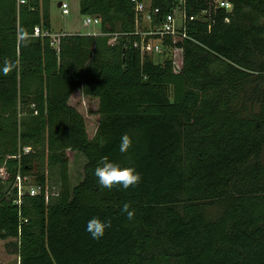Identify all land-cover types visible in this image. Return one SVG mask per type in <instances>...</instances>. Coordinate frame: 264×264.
<instances>
[{
  "label": "trees",
  "instance_id": "trees-1",
  "mask_svg": "<svg viewBox=\"0 0 264 264\" xmlns=\"http://www.w3.org/2000/svg\"><path fill=\"white\" fill-rule=\"evenodd\" d=\"M171 1L152 0L164 12ZM229 1L191 29L176 72L132 36L109 44L133 31L131 0H79L101 33H61L58 46L34 35L53 33L51 0H0V66L20 61L0 72V240L16 238L19 264H264V0ZM76 91L99 101L93 137ZM69 152L84 160L75 184ZM103 156L134 167L138 186L101 188ZM18 176L40 193L19 196ZM93 217L111 220L99 240Z\"/></svg>",
  "mask_w": 264,
  "mask_h": 264
},
{
  "label": "built area",
  "instance_id": "built-area-1",
  "mask_svg": "<svg viewBox=\"0 0 264 264\" xmlns=\"http://www.w3.org/2000/svg\"><path fill=\"white\" fill-rule=\"evenodd\" d=\"M199 1V0H197ZM203 5L198 7L197 13L189 14V0H172L169 4V10L164 12L160 7L153 6L152 0H131L135 18L134 29L127 33H111L109 44L114 45L120 35L133 37L132 45L136 48L142 58H150L157 63H164L168 58L172 61L174 71L178 72L183 66L184 43L187 40L197 42L189 35L194 25L210 24L214 21V15L218 10L224 9L229 12L233 4L229 0H200ZM19 3H25V0H19ZM59 8L62 13H70V6L67 0H61ZM84 26H100L101 19L98 16L84 15ZM200 31V30H197ZM91 33V34H100ZM49 34L52 37V44L58 46L60 34H53L35 27L34 35L41 36ZM29 151V148L26 149ZM8 174L4 167L0 168V177L7 178ZM27 177H17L19 196L24 192V181ZM40 186L29 187L32 195L40 193Z\"/></svg>",
  "mask_w": 264,
  "mask_h": 264
},
{
  "label": "rangeland",
  "instance_id": "rangeland-1",
  "mask_svg": "<svg viewBox=\"0 0 264 264\" xmlns=\"http://www.w3.org/2000/svg\"><path fill=\"white\" fill-rule=\"evenodd\" d=\"M61 0H52L51 4V20L53 34H61V31H68L72 33H82L91 30H100L99 26L92 25L90 27L84 26V15L80 12L79 0H67L70 6V13L65 15L58 7V2ZM70 103L77 108L85 117L87 130L90 137H93L100 121V115L97 113L99 107V101L96 98L85 96L79 91H76L71 99ZM71 161V175L72 181L75 184L81 178L84 160L81 155L74 152L68 153ZM35 179L27 178L25 180V186L37 185ZM16 238H8L6 240H0V264H19L20 258L18 252L15 250L14 243Z\"/></svg>",
  "mask_w": 264,
  "mask_h": 264
},
{
  "label": "clouds",
  "instance_id": "clouds-1",
  "mask_svg": "<svg viewBox=\"0 0 264 264\" xmlns=\"http://www.w3.org/2000/svg\"><path fill=\"white\" fill-rule=\"evenodd\" d=\"M23 44V41H20ZM20 61L5 59L3 65L0 66V72L4 75L19 69ZM132 146V139L128 134H123L121 137V143L119 150L121 153L127 152ZM94 175L98 180V184L101 188L112 189L117 186L123 189L130 187H136L140 183L142 177L141 174L136 171L134 167H122L120 164L115 163L109 159L108 156H103L98 161L97 167L94 170ZM123 213H126L128 220H133L135 217V211L130 210V205L125 203L121 209ZM111 227V220H102L99 217L91 218L86 224V231L91 234L94 240H99L105 234L106 229Z\"/></svg>",
  "mask_w": 264,
  "mask_h": 264
},
{
  "label": "crops",
  "instance_id": "crops-1",
  "mask_svg": "<svg viewBox=\"0 0 264 264\" xmlns=\"http://www.w3.org/2000/svg\"><path fill=\"white\" fill-rule=\"evenodd\" d=\"M51 4H52V0L50 2V12H51ZM59 4H60V2H58V7H59ZM52 32H53V29H52ZM98 32H100L99 29L98 30H91V31L85 32L84 34H91V33H98ZM61 33H72V32H68V31L64 30V31H61Z\"/></svg>",
  "mask_w": 264,
  "mask_h": 264
},
{
  "label": "water",
  "instance_id": "water-1",
  "mask_svg": "<svg viewBox=\"0 0 264 264\" xmlns=\"http://www.w3.org/2000/svg\"><path fill=\"white\" fill-rule=\"evenodd\" d=\"M59 6H60V4H59Z\"/></svg>",
  "mask_w": 264,
  "mask_h": 264
}]
</instances>
